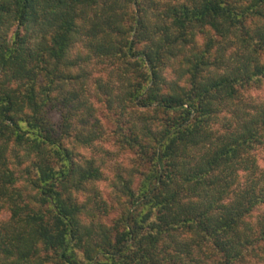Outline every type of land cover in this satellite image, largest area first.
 Listing matches in <instances>:
<instances>
[{
  "label": "trees",
  "instance_id": "1",
  "mask_svg": "<svg viewBox=\"0 0 264 264\" xmlns=\"http://www.w3.org/2000/svg\"><path fill=\"white\" fill-rule=\"evenodd\" d=\"M262 87L264 0H0V264H264Z\"/></svg>",
  "mask_w": 264,
  "mask_h": 264
},
{
  "label": "rangeland",
  "instance_id": "2",
  "mask_svg": "<svg viewBox=\"0 0 264 264\" xmlns=\"http://www.w3.org/2000/svg\"><path fill=\"white\" fill-rule=\"evenodd\" d=\"M253 92H254V95L255 96H259V97H263L264 96V88L263 87L260 88V89H258L256 92L255 91H253ZM50 116L52 117V120H54V121H57L58 118H59V115L58 114H50ZM119 161H120V163H122L121 160H118L116 162H119ZM117 165H119V164L117 163ZM124 165H127V164L126 163H122V169L123 170L125 169L126 171L129 170V166L127 165L125 167ZM123 170H121L120 172L123 173ZM110 175H112V173ZM104 177L105 178H108L109 177V179H110V176H107L106 173H105V176ZM95 187L101 192V194L103 196V199L105 201H109L111 199L114 200V198H115L114 192L110 188L111 187V181H106V180L98 181V182L95 183ZM111 218H113V214H111L110 216H108L105 220L109 223Z\"/></svg>",
  "mask_w": 264,
  "mask_h": 264
}]
</instances>
